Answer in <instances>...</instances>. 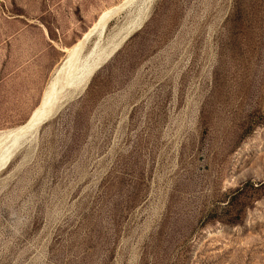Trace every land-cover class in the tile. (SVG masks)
<instances>
[{"label": "rangeland", "instance_id": "obj_1", "mask_svg": "<svg viewBox=\"0 0 264 264\" xmlns=\"http://www.w3.org/2000/svg\"><path fill=\"white\" fill-rule=\"evenodd\" d=\"M77 43L0 164V264H264V0H0V152Z\"/></svg>", "mask_w": 264, "mask_h": 264}, {"label": "bare ground", "instance_id": "obj_2", "mask_svg": "<svg viewBox=\"0 0 264 264\" xmlns=\"http://www.w3.org/2000/svg\"><path fill=\"white\" fill-rule=\"evenodd\" d=\"M109 13H110L109 11H105L98 20V25L101 26L102 28H104L106 26V22H108ZM80 44L81 43H77L76 46L72 47L71 52H69L70 58L68 59L67 62H65L66 64L62 68V69L68 70L67 77L66 79L64 78L65 82L64 83L62 82L63 84L61 86L59 85L60 86L59 90L53 87L52 89L47 91V93L45 92L44 93L45 96L43 97V100L41 102L42 104L34 112L31 119L26 124L19 126L18 129L16 130L14 129L15 131L11 132V136H12V140L10 139L11 143L9 142V140H7L8 143L10 144L6 147V149L0 152V164H2L13 152H15L17 150L16 148H18L24 142L28 141V139L33 135V133L37 130V128H39L38 126L42 124V122L46 120L48 117L53 115L57 110H59V108L63 106L64 103H66L65 102L66 100H68L69 98L71 99L73 95H75L80 90H83L86 87L85 86L86 81L92 70H88L86 72H84L83 70L81 71H71L70 70L73 66V57L81 49ZM98 64H100V61L97 63V67L99 66ZM59 73H60V70H59ZM65 73H63V75ZM60 78L61 80H63L62 79L63 77H60ZM57 81H55V83ZM5 137H7V135ZM4 144L6 145L7 143H4Z\"/></svg>", "mask_w": 264, "mask_h": 264}, {"label": "trees", "instance_id": "obj_3", "mask_svg": "<svg viewBox=\"0 0 264 264\" xmlns=\"http://www.w3.org/2000/svg\"><path fill=\"white\" fill-rule=\"evenodd\" d=\"M262 184L264 185V183H262ZM262 184H261V185H262Z\"/></svg>", "mask_w": 264, "mask_h": 264}]
</instances>
